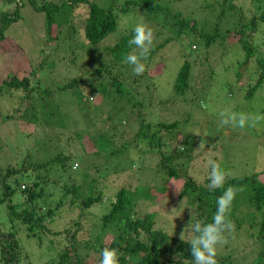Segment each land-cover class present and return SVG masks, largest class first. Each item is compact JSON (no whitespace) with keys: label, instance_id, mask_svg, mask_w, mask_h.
<instances>
[{"label":"rangeland","instance_id":"rangeland-1","mask_svg":"<svg viewBox=\"0 0 264 264\" xmlns=\"http://www.w3.org/2000/svg\"><path fill=\"white\" fill-rule=\"evenodd\" d=\"M90 1L116 10L117 5L122 4L120 2L127 0H115L114 3L111 0ZM166 1L172 13L181 12L197 18L203 30L201 28L190 38L184 36H179L178 39L172 38L165 47L157 49L160 43L157 37L159 29L151 22L153 20L148 21L151 12L147 8L131 6L128 13H120L117 33H112L96 45L98 48L111 45L127 32H133V28L141 22L154 29L156 42L148 60L145 61L146 71L142 76L135 75L130 65L121 67L119 72L124 76V80H127L126 85L135 90V94L136 89H139L140 93L136 94L135 98L144 106L124 101L125 103L121 102L112 107V102L109 101L111 98L106 96L103 99L97 94V104L86 103L81 114V104L78 101L77 103L75 97L68 91L59 90L58 86L66 83L67 79L70 81L74 76L85 78L100 65L97 62H90L88 60L90 57L85 58L84 55L80 56L75 65L69 64L66 54L53 52V42L45 47L46 51H43L48 38L43 17L26 2L21 8V19L7 30L6 40L0 43V81L13 72L22 79L29 75L30 68L35 69L40 65L36 83L38 90L44 92L50 83L54 100L57 102L58 98L64 104L59 102L56 112L60 114V120L64 119L65 123L68 121V125H60V121L58 123L55 121V118L59 117L57 113L55 118H50L52 123L31 124L28 116H21L24 115V111L20 115L21 119L3 122L2 114L5 106L12 101L7 98L16 97L2 95L0 97V165L18 168L29 154H32L36 161L55 155L59 151L64 155L77 158L80 156V159L70 162L68 173L61 176L51 175V182L53 179L57 180V185L53 184L57 193L51 202L55 215L53 223L49 225L50 232L46 235L42 234V241L37 237L28 238L26 230L19 232L23 259L20 264L59 262L61 253L72 245V242L66 239L64 232L73 222L80 221L79 216L82 211L77 206L64 205L57 208L64 193V185H81L82 188L84 187L81 193L83 197L91 194L92 186L105 191L103 202L85 210L78 233L79 243H75L82 264H99V254L92 249L95 244L92 229L96 224H100L103 216L110 211L115 195L122 188L135 194L134 219L144 218L153 212L154 228L162 229L167 234L180 239L181 232L190 221H184L179 217L189 215V218L194 219L198 212L197 207L187 203L186 199L179 200L180 188L186 175L205 183L207 169L204 165L207 159H215L229 171L231 173L229 179L258 174L259 180L264 182V126L245 129L226 127L220 124L219 115L225 109L264 113V44H261L260 55L258 53L252 56L247 62L246 49L238 43L241 32L234 29L240 22L250 24L254 13L257 14L255 3L250 0H235L234 9L228 14L230 16L219 27L220 31L224 32L225 41L206 46L205 35L215 29L212 17L207 16L206 13H209L219 0ZM6 4L10 5V3ZM85 15L84 8L77 10L72 16V24L80 23ZM158 23L162 21L159 20ZM247 30L250 32L249 28ZM249 32L244 38H250ZM258 35L259 39L264 41V24H260ZM160 39L164 40L162 37ZM73 43L75 44L74 41ZM192 44L196 48H193ZM253 45L257 46L255 43ZM257 51L255 50V53ZM45 53L47 55L51 53L52 56L44 59ZM58 58L61 59L59 63ZM103 58H106L103 59L107 62L106 67L116 72L115 68H110L113 63L111 57L105 54ZM53 59H55L54 66L51 67ZM186 59L191 62L192 67L188 91L181 95L175 91V83ZM259 65L263 69L262 72ZM135 78L139 80L134 81ZM44 79H49L50 82ZM37 103L38 99L35 100V104ZM40 104L41 102L36 106L38 117L42 119ZM88 113L89 115L84 117ZM101 118L106 120L102 122ZM92 120L98 122L93 129ZM142 122L149 124L152 132L157 130L155 125L158 123L178 122V127L173 131L174 133L165 130L158 132L163 141H166L160 150L150 148L147 138L137 137ZM61 126L66 133L60 129ZM84 130L89 131L91 141L82 142L75 137L76 132H84ZM97 131L105 132L109 138H103L97 144L98 154L95 152V138L99 134ZM193 136H197L196 140L188 145V141ZM185 140H188L187 144L183 143ZM175 146L182 152L188 151L187 155L181 156L173 163L181 173L179 179L171 177L163 167L162 153H160L169 152ZM95 165H99L98 168L89 169V166ZM110 166L114 171H109ZM185 171L188 172L184 173ZM229 187L236 191L235 198L240 197L242 202L238 207L235 199L232 203L230 214L234 212V215L230 218L235 227L228 234V242L219 249L218 255L228 257L231 261L229 264H264V240L257 241L255 237L258 231L257 225L255 229L253 228L256 219L254 216H258V213L246 201L251 189L247 184ZM159 189H166L169 192L164 202L169 201L176 205L167 206L157 198L155 194ZM4 215L2 214L1 217ZM194 221L191 223L194 224ZM20 225L23 230L26 228L21 223ZM4 228L6 232L11 230L10 224ZM120 232L121 230L114 226L107 227L104 243L111 242Z\"/></svg>","mask_w":264,"mask_h":264},{"label":"trees","instance_id":"trees-1","mask_svg":"<svg viewBox=\"0 0 264 264\" xmlns=\"http://www.w3.org/2000/svg\"><path fill=\"white\" fill-rule=\"evenodd\" d=\"M111 1L113 3L115 2V0ZM250 1L253 4L255 3L254 6L257 8V14L256 12L254 13L249 25L240 22L239 25L234 27V29L241 32L238 43L242 44L246 49L247 62L252 56L254 57L258 53L260 55V49H262L261 44H264V41L260 40L258 35L260 24H264V0ZM25 2L43 17L45 33L48 36L43 51L45 47L50 46L53 42V52H63L66 54L69 64L75 65L80 56L84 55L83 57L85 58L90 57L88 59L90 62H97L100 65L86 75L85 78H77L74 76L70 81L66 78V83L64 82V84L58 86L59 90L68 91L71 96L75 97V101L81 104V114L86 103L97 104V94H100L103 99L106 96L111 98L109 101L112 102V107L124 101L144 106L141 101L135 98L136 94L140 93L139 89H136L135 94V90L130 89L126 85L127 80H124V76L119 73L121 67H129L128 64L124 63V56L132 51V48L128 45V40L133 35V32H127V34L122 35L119 40L114 41L111 45L103 46L102 48L96 46L112 33H117L118 19L121 12L128 13L131 6L147 8L151 12L148 21L153 20L151 22L159 29V36L157 37L160 43H158L157 49L165 47L172 38L178 39L179 36L190 38V36L197 34L201 28L203 30L197 18L184 15L181 12L172 13L170 11V5L166 3V0H127L120 2L122 4L117 5L118 8L116 10L112 7L100 6L90 0H0V43L6 40V32L10 26L21 19V8L25 6ZM6 3H10V5ZM234 5L235 0H219L213 9L209 13H206L207 16L212 17L215 23V29L205 35L206 46L225 41L224 32H221L219 27L230 16L228 14L230 10L234 9ZM81 8H84L86 11L85 18L81 19L78 24H72L73 14ZM159 20L162 23H158ZM248 28L250 32L247 30ZM247 32H249L250 36L248 39L244 38ZM160 37L164 38V40H161ZM257 41L261 42L258 43ZM253 43L257 44V46H254ZM193 48H196V46L193 45ZM255 50L258 51L255 53ZM105 54L111 57L110 60L113 63L110 68H115L116 72L106 67L107 62L103 60L106 59L103 58ZM51 56V53H48V55L45 53L44 59L45 57L49 59ZM54 61L55 59H53L51 67L54 66ZM57 61L59 63L61 59L58 58ZM39 67L40 65L38 67L36 66L35 69L30 68L29 75L22 79L17 76L18 74L16 72H13L8 74L4 80L0 81V97L2 95L16 97L13 99L7 98L12 101L10 100L11 102L5 106L4 114H2L3 122L15 120L16 118L21 119L20 115L24 111V115L22 114L21 116H28L31 124L52 123L50 118H55L56 110L59 108L58 104L59 102L62 104V101H59L58 98L57 102L54 100V93H51L50 83L44 92L38 90L36 83L38 82ZM191 67V62L186 59L175 83V91L178 94L184 95L188 91ZM258 67L261 68L260 65ZM262 71L263 69L261 68ZM44 80L50 82L49 79ZM137 80L139 79H134V81ZM36 99H38L37 104H35ZM40 102L42 119L38 117L36 106H39ZM57 115L59 117L57 116L55 118L56 120L54 119L57 123L60 121V125H68V121L65 123L64 119L60 120V114L57 113ZM88 115L89 113L85 114L84 117ZM100 120L103 122L106 119L101 118ZM97 123V120L91 121L92 129L96 127ZM158 125L164 128H157L156 131L152 132L149 129V124L143 122L137 137L143 136L147 138L150 148H159L161 150L166 141H163L162 136H159L158 132L165 130L168 133H174L173 131L178 127V122L171 124L159 123ZM60 129L63 133L65 132L62 126ZM97 133L99 134L95 138L96 154L99 152L97 144L103 138H108L105 132L100 133V131H97ZM74 135L82 142L84 140H92L87 130H84V132H76ZM196 137L193 136L189 141L185 140L183 143L187 144L188 141L189 145L196 140ZM160 153H162L163 167L166 168L171 177L179 179V174L181 173L173 166V163L181 156L187 155L188 151L182 152L180 148L175 146L169 152L164 153L163 151ZM112 154L113 152H111ZM74 159H80V156L77 158L64 155L62 151H59L55 155L46 156L43 160L37 161L34 160L32 154H29L25 162L19 165L22 168H16L11 165L2 167L0 165V264L22 263L21 238L18 236L20 231L23 232L26 230V236L28 238L37 237L39 241L43 240L42 234L46 235L50 232L49 225L53 223L55 215V209L51 206V202L57 193L55 186H53V184L57 185V180L53 179L51 182V175L58 174L61 176L62 174L68 173L71 167L70 162ZM98 166H89V169L93 167L98 168ZM109 171H114L111 166L109 167ZM187 172L185 171L184 173ZM204 182H199L190 175H186L178 194L179 200L186 199L187 203L189 202L191 205L197 207L198 212L196 217L194 219L191 217L192 222L195 220L194 223L197 220L201 222L211 221L217 208V197L224 191V189L209 191L206 187L208 183L207 178ZM241 184H247L251 189L249 198L246 201L258 213V216H254L256 219L254 220L255 226L253 228L255 229L257 225L258 231L255 237L258 242L263 241L264 182L259 180L257 174L251 177L229 179L224 188ZM83 189L84 187L82 188L81 185H64V193L59 200L60 202L57 201L59 202L57 208L64 205L77 206L82 212L79 216L80 221L73 222L64 232L66 239H69L72 245L61 253V260L59 262L52 261L48 264H82V260L76 252L78 248L75 243H79L78 233L80 232L85 210L103 202L106 195L103 189L92 186V189H90L91 194L83 197L81 194ZM167 193L169 192L166 189H159L155 196L164 202L168 196ZM69 195H71L70 198H68ZM235 200V204L238 207L242 199L240 201V197H236ZM164 203L170 207L176 205L169 201ZM134 208H136L135 194L128 189H120L114 197L110 211L103 216L100 224H96L92 229L95 242L92 249L95 252L99 254L104 247L117 248L122 254L121 264H184L186 259L189 261L193 259L190 244L167 234L162 229L154 228L155 214L153 212L144 218L134 219ZM66 209L68 210V208ZM2 214L5 215L1 217ZM232 215H234V212L230 214V216ZM179 218L184 221L191 220L189 215H182ZM20 223L26 226L24 230ZM9 224L11 230L6 232L4 227ZM109 226H114L121 230V232L114 236L111 242L104 243V235ZM217 261L218 264H229L231 262L228 257L219 255H217Z\"/></svg>","mask_w":264,"mask_h":264},{"label":"clouds","instance_id":"clouds-1","mask_svg":"<svg viewBox=\"0 0 264 264\" xmlns=\"http://www.w3.org/2000/svg\"><path fill=\"white\" fill-rule=\"evenodd\" d=\"M132 31L133 35L128 40L132 51L124 56V63L132 66L135 75H142L146 71L145 61L149 58L156 42V36L154 29L143 22L138 23ZM219 115L220 124L226 127L245 129L264 126V113L236 112L225 109ZM158 124L155 125L157 128H164ZM204 167L207 169L206 187L209 191L217 189H224V191L217 197V208L210 222L197 220L193 224L191 218L189 224L181 232L180 239L190 244L193 257L191 261L186 259L184 264H218V251L228 242V234L235 227L230 218V210L236 191L232 187L224 188L231 173L212 158L207 159ZM121 256L117 248L104 247L99 253V264H121Z\"/></svg>","mask_w":264,"mask_h":264}]
</instances>
